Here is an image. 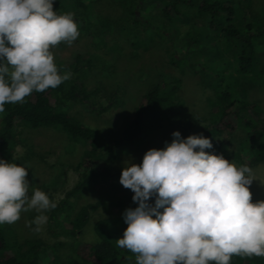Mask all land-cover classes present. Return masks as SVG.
Instances as JSON below:
<instances>
[{"label":"trees","instance_id":"16d2710c","mask_svg":"<svg viewBox=\"0 0 264 264\" xmlns=\"http://www.w3.org/2000/svg\"><path fill=\"white\" fill-rule=\"evenodd\" d=\"M95 1L54 0V9L61 14L73 13L80 33H87L96 49L102 44L110 47L118 30L131 39V47L139 53V48L155 44L158 33L172 64L184 62L196 76L200 77L202 70L212 78L206 84L196 81L201 88L212 90L208 98L209 123L202 133L212 139L214 147L206 151L249 167L264 162V100L250 98L251 88H264V8L253 12L251 0H114L123 13L114 20L103 15L95 17L100 30L97 35L92 20ZM98 51L78 50L70 60H57L58 67L71 72L69 80L55 89L33 92L25 102L5 105L4 113H0V158L13 162L14 152L22 143L20 128L58 130L74 146L82 145L84 150L75 167L80 177L49 211L50 229L75 241L74 249L83 263L135 264V254L116 246L117 237L106 232L102 218L92 222L97 237L85 240L94 213L112 216L135 208L134 194L115 204L89 202L77 211L76 199L100 179L119 178L123 167L116 166L118 161L147 145L149 135L162 126L165 117L177 119L173 123L178 125L181 119L174 114L175 108L186 110L187 124L195 119L181 95L183 79L162 77L142 94L123 132L105 139L101 129L70 111L73 104L80 103L101 114L122 103L117 92L105 97L100 87L91 89L87 84L102 60ZM241 129L245 133L237 149L231 151V143ZM26 155L29 160L37 155L31 141ZM21 165L29 168L27 178L33 184L32 168L26 162ZM9 230V225H0V264H79L73 257L61 256L57 249L62 243L51 244L41 238L20 240ZM231 264H264V257L233 256Z\"/></svg>","mask_w":264,"mask_h":264},{"label":"clouds","instance_id":"9594fccd","mask_svg":"<svg viewBox=\"0 0 264 264\" xmlns=\"http://www.w3.org/2000/svg\"><path fill=\"white\" fill-rule=\"evenodd\" d=\"M80 36L74 14L59 13L54 0H0V113L33 92L55 89L71 78L58 67L53 49L71 47ZM147 150L140 163L125 161L119 183L134 195L135 208L118 248L135 264H231L233 256L264 257V200L253 202V170L213 149L203 133ZM29 168L0 158V225L35 211L34 233L57 203L32 187ZM154 199V202H151Z\"/></svg>","mask_w":264,"mask_h":264},{"label":"rangeland","instance_id":"374dc122","mask_svg":"<svg viewBox=\"0 0 264 264\" xmlns=\"http://www.w3.org/2000/svg\"><path fill=\"white\" fill-rule=\"evenodd\" d=\"M95 3L92 20L97 35H100L99 24L95 17L103 15L114 20L123 13V8L114 0H96ZM251 4L253 12L256 13L264 8V0H251ZM138 14H140L139 10ZM156 34L159 38H157L155 44L148 49L139 48V53H137L130 45L131 39L129 40L126 35L124 36L116 30L110 47L102 44L100 48H97L102 55V60L92 71L87 84L91 89L100 87V92L105 97H110L114 92H117L122 98V103L101 114L93 112L88 106L80 103L73 104L70 111L88 124L101 129L105 139L115 138L127 126L131 112L142 94L162 77L177 76L183 79L181 95L186 102L187 111L193 115L195 120L187 124L188 115H186V110L180 107L175 108L174 114L178 113L176 116L180 117V123L176 125L173 122L177 119L165 117L161 122L162 126L149 135L148 144L136 148L132 153L120 159L116 165L117 167H124L125 161L140 163L147 150L162 148L165 141L171 142L174 131L179 130L182 137L186 138L192 134L202 133L204 126L209 123L210 106L208 98L212 95V90L204 87L203 83L210 82L212 78L202 70L200 77L196 76L193 68L184 62L172 64L164 51L161 36L158 33ZM94 45L95 42L91 41L87 33H80V36L71 47L61 43L53 49L55 61L70 60L78 50L85 53H96L97 49ZM198 80L203 81L201 84L203 88L196 82ZM250 98L264 100V88L261 85L251 88ZM172 114L169 116L174 117L175 115ZM19 133L22 143L17 146L14 152L13 162L18 164L26 162L30 165L32 168V187L40 188L49 195L50 199L58 202L80 177L75 167L81 159L84 147L80 144L74 146V144L68 142V138L64 133L54 129L32 130L20 128ZM244 133L242 129L236 133L230 146L231 151L237 149ZM29 141L34 144V151L37 153L31 160L25 158ZM41 156L43 157L41 158ZM231 160H234L237 166H241L234 158ZM251 168L255 179L250 186L253 202L264 200V162ZM132 194L134 193L130 189L124 188L119 183L117 177L112 180L100 179L79 194L76 199L75 211L83 204L99 200L115 204L127 195ZM124 210L112 213V216L100 214V211L94 213L90 225L88 224L90 228L86 233L85 240L97 237L92 222L98 218L105 220L104 229L108 234L112 233L117 239L121 238L127 227L122 216ZM36 215L35 211L22 213L18 222L9 225L10 235L17 234L20 240L41 238L51 244L62 243L63 246H60L57 250L63 258L73 257L77 263L86 264L82 262L76 253L74 249L75 241L72 238L62 234L57 235L51 231L49 211L47 212L48 222L43 226L42 231L34 233L31 230L34 225L31 227L28 225ZM5 225L1 226L4 227Z\"/></svg>","mask_w":264,"mask_h":264}]
</instances>
